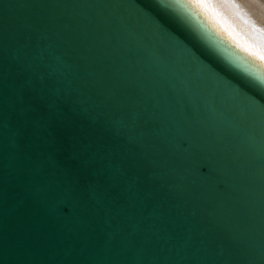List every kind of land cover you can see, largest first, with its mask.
Returning <instances> with one entry per match:
<instances>
[{
	"label": "water",
	"instance_id": "95a60500",
	"mask_svg": "<svg viewBox=\"0 0 264 264\" xmlns=\"http://www.w3.org/2000/svg\"><path fill=\"white\" fill-rule=\"evenodd\" d=\"M174 3L0 0V264H264V85L228 55L261 63Z\"/></svg>",
	"mask_w": 264,
	"mask_h": 264
},
{
	"label": "bare ground",
	"instance_id": "6f19581e",
	"mask_svg": "<svg viewBox=\"0 0 264 264\" xmlns=\"http://www.w3.org/2000/svg\"><path fill=\"white\" fill-rule=\"evenodd\" d=\"M192 3L236 46L264 56V0H193ZM197 4L203 5L207 14Z\"/></svg>",
	"mask_w": 264,
	"mask_h": 264
},
{
	"label": "snow or ice",
	"instance_id": "6c2138e0",
	"mask_svg": "<svg viewBox=\"0 0 264 264\" xmlns=\"http://www.w3.org/2000/svg\"><path fill=\"white\" fill-rule=\"evenodd\" d=\"M192 2L193 0H175V3L168 5L167 8L169 12L175 14L177 17H182L184 15V10L189 9V5ZM197 7L201 8L205 14H207V9H205L203 5L197 4ZM194 14L195 13H193V15ZM188 37L193 38L195 41L198 39L195 34ZM248 54L249 56L264 62V56H256V54L252 52H249ZM228 59L250 81L259 82L260 85H264V63H261L260 66H256L252 64L250 60L245 61L238 53H229ZM258 105L261 108H264V99H261Z\"/></svg>",
	"mask_w": 264,
	"mask_h": 264
}]
</instances>
